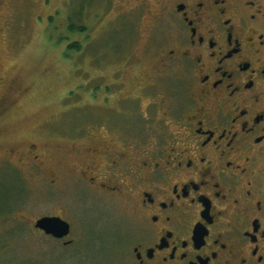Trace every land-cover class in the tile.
<instances>
[{
	"label": "flooded vegetation",
	"instance_id": "obj_1",
	"mask_svg": "<svg viewBox=\"0 0 264 264\" xmlns=\"http://www.w3.org/2000/svg\"><path fill=\"white\" fill-rule=\"evenodd\" d=\"M162 14L151 71L139 75L137 138H90L64 178L46 175L36 145L6 151L0 170L31 169L52 186L74 179L125 205V229L107 246L113 264H264V0H170ZM46 217L69 234L38 228ZM74 227L48 214L28 229L66 251Z\"/></svg>",
	"mask_w": 264,
	"mask_h": 264
},
{
	"label": "rangeland",
	"instance_id": "obj_2",
	"mask_svg": "<svg viewBox=\"0 0 264 264\" xmlns=\"http://www.w3.org/2000/svg\"><path fill=\"white\" fill-rule=\"evenodd\" d=\"M168 1L0 0V166L6 151L20 157L36 145L46 175L64 178L83 166L72 156L91 149L90 138H137L139 75L151 71L148 48ZM23 169L0 170V264H113L107 246L125 229V205ZM48 214L73 220L77 244L65 251L28 229Z\"/></svg>",
	"mask_w": 264,
	"mask_h": 264
},
{
	"label": "water",
	"instance_id": "obj_3",
	"mask_svg": "<svg viewBox=\"0 0 264 264\" xmlns=\"http://www.w3.org/2000/svg\"><path fill=\"white\" fill-rule=\"evenodd\" d=\"M37 227L56 238H64L70 232L69 223L60 218H42L38 221Z\"/></svg>",
	"mask_w": 264,
	"mask_h": 264
},
{
	"label": "trees",
	"instance_id": "obj_4",
	"mask_svg": "<svg viewBox=\"0 0 264 264\" xmlns=\"http://www.w3.org/2000/svg\"><path fill=\"white\" fill-rule=\"evenodd\" d=\"M76 26L77 25L75 24L74 19L71 20V23L69 25V31L70 32H75L76 31ZM79 31L84 32L85 31V28H79ZM79 48H80V46L75 44V45L70 46L69 47V50L70 51H72V50H79Z\"/></svg>",
	"mask_w": 264,
	"mask_h": 264
}]
</instances>
